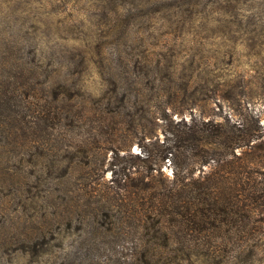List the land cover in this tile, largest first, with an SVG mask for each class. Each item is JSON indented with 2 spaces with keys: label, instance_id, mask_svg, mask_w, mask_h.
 Returning a JSON list of instances; mask_svg holds the SVG:
<instances>
[{
  "label": "rangeland",
  "instance_id": "1",
  "mask_svg": "<svg viewBox=\"0 0 264 264\" xmlns=\"http://www.w3.org/2000/svg\"><path fill=\"white\" fill-rule=\"evenodd\" d=\"M245 106L264 124V0H0V264H264L262 197L196 233L151 213L163 111Z\"/></svg>",
  "mask_w": 264,
  "mask_h": 264
},
{
  "label": "trees",
  "instance_id": "2",
  "mask_svg": "<svg viewBox=\"0 0 264 264\" xmlns=\"http://www.w3.org/2000/svg\"><path fill=\"white\" fill-rule=\"evenodd\" d=\"M160 119L166 140L156 158L170 161L173 177L170 188L152 195L151 213L157 221L170 215L176 217L178 227L196 233L207 214L225 209L224 200L264 198V169L257 170L264 168V124L259 115L245 106V112L235 120L228 114L219 120L205 114L173 118L165 110ZM203 166L212 170L194 177L193 170L202 171ZM254 169L258 186L245 188L246 178ZM228 177L233 179L230 186L224 183ZM244 206L249 204H235L237 210ZM201 251L198 245L188 247L187 255Z\"/></svg>",
  "mask_w": 264,
  "mask_h": 264
}]
</instances>
